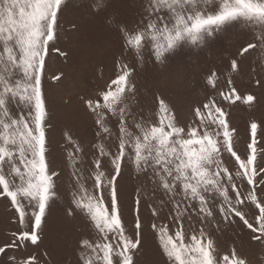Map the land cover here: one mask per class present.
Masks as SVG:
<instances>
[{
    "label": "rangeland",
    "instance_id": "obj_1",
    "mask_svg": "<svg viewBox=\"0 0 264 264\" xmlns=\"http://www.w3.org/2000/svg\"><path fill=\"white\" fill-rule=\"evenodd\" d=\"M0 264H264V0H0Z\"/></svg>",
    "mask_w": 264,
    "mask_h": 264
}]
</instances>
